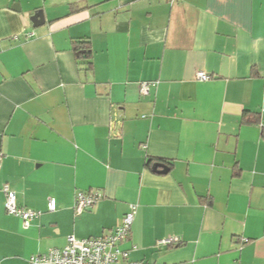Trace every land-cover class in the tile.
I'll return each mask as SVG.
<instances>
[{"label": "crops", "instance_id": "0c3cea01", "mask_svg": "<svg viewBox=\"0 0 264 264\" xmlns=\"http://www.w3.org/2000/svg\"><path fill=\"white\" fill-rule=\"evenodd\" d=\"M261 126L264 0H0V264L107 235L131 204L133 261L264 264ZM77 192L101 199L75 215Z\"/></svg>", "mask_w": 264, "mask_h": 264}, {"label": "built area", "instance_id": "2783aa9c", "mask_svg": "<svg viewBox=\"0 0 264 264\" xmlns=\"http://www.w3.org/2000/svg\"><path fill=\"white\" fill-rule=\"evenodd\" d=\"M176 0H171L175 2ZM196 79L206 81L210 76L204 72H197ZM156 82H141L139 93L145 96L149 93L150 87ZM264 129L263 126H261ZM1 160V156H0ZM5 194L4 207L9 215L19 217L23 228H28L30 222L39 217L40 213L32 210H25L17 207L16 195L8 186L2 188ZM100 196L91 192H77L74 196L73 211L80 215L87 209L100 201ZM137 206L129 205L128 212L119 220L112 232L107 235L88 238H76L68 236L66 245L61 249H51L43 255H36L30 258L28 264H145L130 259V253L135 250L122 249V245L128 240L130 227L133 223ZM48 210H55L53 200L48 202ZM177 242L176 238L164 239L157 242V246H169Z\"/></svg>", "mask_w": 264, "mask_h": 264}, {"label": "trees", "instance_id": "16d2710c", "mask_svg": "<svg viewBox=\"0 0 264 264\" xmlns=\"http://www.w3.org/2000/svg\"><path fill=\"white\" fill-rule=\"evenodd\" d=\"M74 48L75 50H80L82 49L83 50V55H80L81 57H85V58H88L91 54V51H90V47H89V43L88 42H82V43H76L74 44ZM91 63H88V66L90 67ZM174 245V244H173ZM173 245H169L168 247H172Z\"/></svg>", "mask_w": 264, "mask_h": 264}, {"label": "water", "instance_id": "95a60500", "mask_svg": "<svg viewBox=\"0 0 264 264\" xmlns=\"http://www.w3.org/2000/svg\"><path fill=\"white\" fill-rule=\"evenodd\" d=\"M33 27H38L44 24V18H43V13L42 11H38L35 14H33L30 18ZM163 173H165L166 171H162Z\"/></svg>", "mask_w": 264, "mask_h": 264}]
</instances>
